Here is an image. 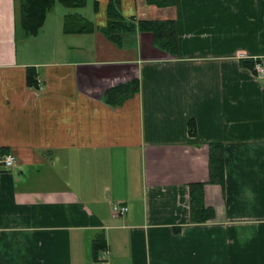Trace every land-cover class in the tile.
<instances>
[{"label": "crops", "instance_id": "obj_1", "mask_svg": "<svg viewBox=\"0 0 264 264\" xmlns=\"http://www.w3.org/2000/svg\"><path fill=\"white\" fill-rule=\"evenodd\" d=\"M111 1H56L27 34L22 0H0V154L17 160L0 163V264H264V78L241 63L264 62V0H115L135 25L115 39ZM168 19L177 53L138 26ZM213 143L225 183L195 223Z\"/></svg>", "mask_w": 264, "mask_h": 264}, {"label": "trees", "instance_id": "obj_2", "mask_svg": "<svg viewBox=\"0 0 264 264\" xmlns=\"http://www.w3.org/2000/svg\"><path fill=\"white\" fill-rule=\"evenodd\" d=\"M56 1L63 2L68 7H81L85 6L87 0H22L19 8V24L17 28H21L27 34H34L40 28L47 13L53 8ZM150 4H156L159 6H168L175 3V0H147ZM116 1L113 0L109 4L108 8V28L107 32L111 39H115L118 35L116 31L121 29L131 30L134 28V24H121L124 23L123 17L116 8ZM72 16L68 15L65 18L66 29L69 31ZM74 19V18H73ZM139 29L151 30L154 34L155 44L162 49L177 53L179 45V35L177 29L176 19L168 20H140L138 21ZM120 23V24H119ZM136 28V27H135ZM81 29V28H79ZM73 31V30H72ZM242 65L251 68L255 72L254 60L251 58H243ZM28 81L30 85H37L36 76L33 70L28 72ZM122 86L116 87L112 91H109L105 96L107 100L112 99L115 93H122ZM137 90V84L135 91ZM119 98V97H118ZM121 98L118 99V101ZM194 122H191V125ZM194 128V126H193ZM191 128V133H193ZM225 152L224 146L221 143H213L209 146V178L206 182H195L189 185L190 199H191V221L192 222H205L215 217V211L213 208L208 207L205 203V184L217 183L224 185L225 183ZM99 241H94V249H98L101 245ZM104 247V246H102Z\"/></svg>", "mask_w": 264, "mask_h": 264}, {"label": "built area", "instance_id": "obj_3", "mask_svg": "<svg viewBox=\"0 0 264 264\" xmlns=\"http://www.w3.org/2000/svg\"><path fill=\"white\" fill-rule=\"evenodd\" d=\"M255 64V73L260 78H264V62L260 58H254ZM17 162L16 157L13 153L8 152L4 154H0V163L4 165L6 169H11L15 166ZM128 211V206L123 205L119 202H114L111 211L114 217L125 215Z\"/></svg>", "mask_w": 264, "mask_h": 264}, {"label": "rangeland", "instance_id": "obj_4", "mask_svg": "<svg viewBox=\"0 0 264 264\" xmlns=\"http://www.w3.org/2000/svg\"><path fill=\"white\" fill-rule=\"evenodd\" d=\"M92 1H93V0H88V2H87V4H86L89 8H91L90 6L92 5Z\"/></svg>", "mask_w": 264, "mask_h": 264}]
</instances>
